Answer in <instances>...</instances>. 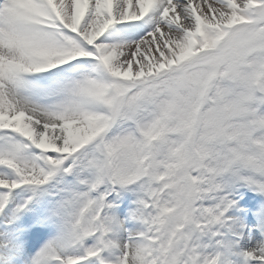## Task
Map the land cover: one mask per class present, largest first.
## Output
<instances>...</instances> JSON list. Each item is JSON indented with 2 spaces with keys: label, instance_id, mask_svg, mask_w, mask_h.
<instances>
[{
  "label": "snow or ice",
  "instance_id": "6c2138e0",
  "mask_svg": "<svg viewBox=\"0 0 264 264\" xmlns=\"http://www.w3.org/2000/svg\"><path fill=\"white\" fill-rule=\"evenodd\" d=\"M0 264H264V0H0Z\"/></svg>",
  "mask_w": 264,
  "mask_h": 264
}]
</instances>
